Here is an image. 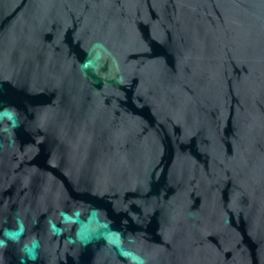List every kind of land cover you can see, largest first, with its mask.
<instances>
[{"label":"water","instance_id":"95a60500","mask_svg":"<svg viewBox=\"0 0 264 264\" xmlns=\"http://www.w3.org/2000/svg\"><path fill=\"white\" fill-rule=\"evenodd\" d=\"M0 264H264V0H0Z\"/></svg>","mask_w":264,"mask_h":264}]
</instances>
